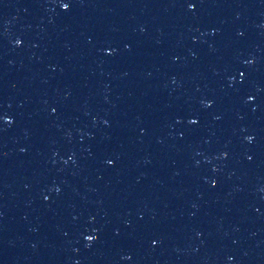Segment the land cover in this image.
I'll return each mask as SVG.
<instances>
[{"label":"water","instance_id":"obj_1","mask_svg":"<svg viewBox=\"0 0 264 264\" xmlns=\"http://www.w3.org/2000/svg\"><path fill=\"white\" fill-rule=\"evenodd\" d=\"M0 264H264V0H0Z\"/></svg>","mask_w":264,"mask_h":264}]
</instances>
